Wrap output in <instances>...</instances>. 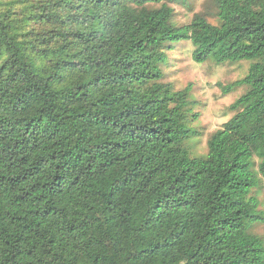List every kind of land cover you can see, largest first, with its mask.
I'll list each match as a JSON object with an SVG mask.
<instances>
[{"label":"trees","instance_id":"trees-1","mask_svg":"<svg viewBox=\"0 0 264 264\" xmlns=\"http://www.w3.org/2000/svg\"><path fill=\"white\" fill-rule=\"evenodd\" d=\"M174 1L0 0V264H264V0L180 28ZM183 41L251 63L204 157L163 83Z\"/></svg>","mask_w":264,"mask_h":264},{"label":"rangeland","instance_id":"rangeland-1","mask_svg":"<svg viewBox=\"0 0 264 264\" xmlns=\"http://www.w3.org/2000/svg\"><path fill=\"white\" fill-rule=\"evenodd\" d=\"M167 4L174 10L172 24L176 28L189 25L197 15L205 17L213 25L218 24L213 0H176ZM160 7L161 5L150 6L151 9ZM193 51L190 41H183L173 45L172 49H165L168 61L161 69L164 74L163 83L171 84L175 91H182L192 85L188 124L197 134L188 141L187 146L192 157H204L208 153V141L212 135L223 129L235 116L236 112L231 110V105L247 91V87H239L224 95L222 87L243 79L248 74L251 63L218 65L214 61H208L198 64L192 59ZM252 196L259 200V209L264 212L262 181L253 190ZM251 232L264 240L263 223L255 224Z\"/></svg>","mask_w":264,"mask_h":264}]
</instances>
